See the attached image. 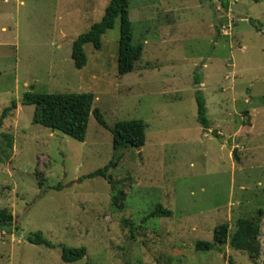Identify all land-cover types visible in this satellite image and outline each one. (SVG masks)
Wrapping results in <instances>:
<instances>
[{"label": "rangeland", "instance_id": "1", "mask_svg": "<svg viewBox=\"0 0 264 264\" xmlns=\"http://www.w3.org/2000/svg\"><path fill=\"white\" fill-rule=\"evenodd\" d=\"M109 1L0 0V264H264V0H130L133 71L117 74L118 20L78 70L72 43ZM30 92L90 93L108 129L141 120L144 145L114 151L92 114L82 142L36 125ZM158 205L170 216L143 221ZM258 210L250 258L229 239ZM223 223L227 244L196 250ZM36 232L52 248L28 243ZM62 247L86 255L65 263Z\"/></svg>", "mask_w": 264, "mask_h": 264}, {"label": "trees", "instance_id": "2", "mask_svg": "<svg viewBox=\"0 0 264 264\" xmlns=\"http://www.w3.org/2000/svg\"><path fill=\"white\" fill-rule=\"evenodd\" d=\"M130 0H110L104 10L101 20L91 26V28L79 35L71 46V59L76 69H81L86 64V57L82 47L91 44L94 49H100V37L108 29H111L115 21L119 23V41L117 51V74L125 75L131 73L134 64L140 59L142 45L132 44V24L129 20ZM196 84L200 83L198 77L195 78ZM24 102L32 105L34 109L32 122L42 127L53 129L64 135L82 142L84 140L88 125L89 115L92 114L96 122L103 128H107L102 115L98 109H92L93 95L90 93H55L37 94L26 93ZM197 120L203 128H208L209 122L206 118V108L203 97L200 94L195 96ZM15 101L11 102L10 107L3 110L1 116H5L10 110L15 109ZM144 123L141 120H130L117 122L113 128L108 129L112 134V148L119 151L125 148L140 149L145 142ZM114 166L110 161L106 166L98 169L84 178L102 177L107 178V171ZM111 183V182H109ZM121 197L113 198L114 203ZM170 211L163 209L160 205L148 215L143 221L153 217H169ZM258 217L255 219L241 218L237 221V227L229 239V246L235 251L248 252L253 258L256 239L260 234V222L262 211L258 210ZM13 217L6 210L0 211V227L8 228L12 225ZM229 226L226 223L214 227L212 231V241H198L195 248L198 251L219 250L228 242ZM32 245H41L52 248L40 232L30 234L26 238ZM86 255V250L80 248L62 247L60 258L65 263H73L81 260ZM231 263V262H230Z\"/></svg>", "mask_w": 264, "mask_h": 264}]
</instances>
